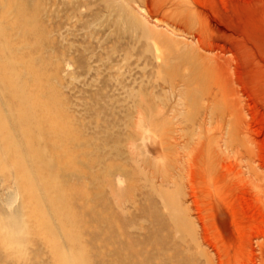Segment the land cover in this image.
<instances>
[{"label": "rangeland", "instance_id": "rangeland-1", "mask_svg": "<svg viewBox=\"0 0 264 264\" xmlns=\"http://www.w3.org/2000/svg\"><path fill=\"white\" fill-rule=\"evenodd\" d=\"M80 263L264 264V0H0V264Z\"/></svg>", "mask_w": 264, "mask_h": 264}, {"label": "bare ground", "instance_id": "bare-ground-1", "mask_svg": "<svg viewBox=\"0 0 264 264\" xmlns=\"http://www.w3.org/2000/svg\"><path fill=\"white\" fill-rule=\"evenodd\" d=\"M143 13H144V11H143ZM146 15V14H145ZM17 122L20 124V126L21 127H25V130H23L25 133H26V131H27V129H28V127L26 128V117H25V115H18L17 116ZM29 130V129H28ZM30 134V132L28 133V134H26V135H29ZM26 137V136H25ZM28 154V153H27ZM20 157V156H19ZM19 157H18V161L20 162V160H19ZM14 160V159H13ZM27 167V166H26ZM21 168H22V166H21ZM23 174V173H22ZM29 179H31V178H29ZM29 179H28V181H29ZM46 180V179H45ZM32 187V186H31ZM63 203V202H62ZM56 208V207H55ZM210 248H212V247H210ZM214 252V251H213ZM58 253V252H57ZM212 256V255H211ZM217 257V256H216ZM213 263V262H212ZM81 264V263H80Z\"/></svg>", "mask_w": 264, "mask_h": 264}]
</instances>
